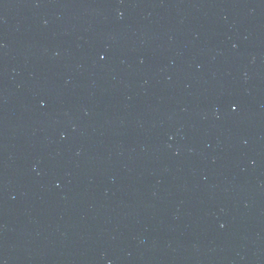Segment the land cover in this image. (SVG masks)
Returning <instances> with one entry per match:
<instances>
[{
    "label": "water",
    "instance_id": "1",
    "mask_svg": "<svg viewBox=\"0 0 264 264\" xmlns=\"http://www.w3.org/2000/svg\"><path fill=\"white\" fill-rule=\"evenodd\" d=\"M0 264H264V0L0 81Z\"/></svg>",
    "mask_w": 264,
    "mask_h": 264
}]
</instances>
